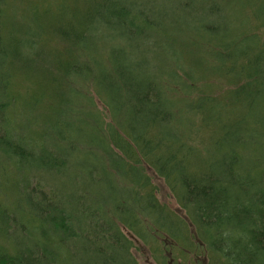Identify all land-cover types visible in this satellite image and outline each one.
<instances>
[{
	"label": "trees",
	"instance_id": "obj_1",
	"mask_svg": "<svg viewBox=\"0 0 264 264\" xmlns=\"http://www.w3.org/2000/svg\"><path fill=\"white\" fill-rule=\"evenodd\" d=\"M126 2L0 0V264H169L149 171L208 264H264V0Z\"/></svg>",
	"mask_w": 264,
	"mask_h": 264
},
{
	"label": "rangeland",
	"instance_id": "obj_2",
	"mask_svg": "<svg viewBox=\"0 0 264 264\" xmlns=\"http://www.w3.org/2000/svg\"><path fill=\"white\" fill-rule=\"evenodd\" d=\"M121 1L122 3H124V6L132 9L131 6L129 7V5L127 4L126 2L127 0H121ZM155 3L157 6H159L158 7L159 10H157V12L159 13L161 8L163 7L162 0H155ZM129 41L135 42L133 38ZM138 43L140 44L142 49L143 47H146V45L141 44L140 41H138ZM131 44L132 42H129V45ZM118 45L119 44H116L115 47L117 48ZM100 48H103V47L101 46ZM117 49L115 51H117ZM130 54L135 55L134 52H131ZM141 57H143V53ZM104 72L105 70L102 69L101 67H96L95 69L97 79H99L98 80L99 87H101L99 82L101 81V79L104 78ZM82 88H83L82 94L84 95V98H82L81 100L88 107V108L87 107L85 108L92 110L94 109V107H96L97 110H103L104 105L103 103L100 102V100L103 99V95L99 92H96V95L100 98V100L98 98H95L93 100L92 95L88 94V92H91L92 90L91 85L89 86L88 84L82 85ZM86 98H87V101H86ZM90 99L93 100L92 105L91 103L90 105H88L90 102L89 101ZM18 109H20V107ZM36 130H37V124L33 123L31 127V131H36ZM149 175L152 177L153 183L157 187V195H158L160 202H162L163 204L168 206L170 209L175 211L177 215L187 225L186 228L183 229L184 231L183 237L182 235H180L181 239L177 237L175 239L167 235H162L163 238L162 240H160L162 245L160 246V244H158L159 245L158 249H160L161 251L163 250L165 251V252L163 251V253H165L166 260L169 262V264H208L205 247L196 237L195 229L192 226L187 216V213L185 209L182 207V204L180 203L179 199L176 198V196L172 193L169 186L164 182V180L158 178L156 174L152 171H149ZM17 196H18V192L14 194L15 198H17ZM136 245H137V248L135 249L134 254L136 255L140 264H160V261L157 262L156 257L152 255V252L148 248L144 247L143 244L136 242ZM160 260L162 261L161 258Z\"/></svg>",
	"mask_w": 264,
	"mask_h": 264
}]
</instances>
